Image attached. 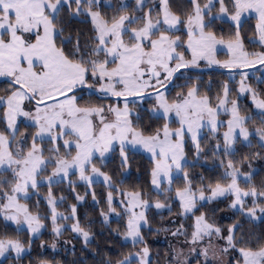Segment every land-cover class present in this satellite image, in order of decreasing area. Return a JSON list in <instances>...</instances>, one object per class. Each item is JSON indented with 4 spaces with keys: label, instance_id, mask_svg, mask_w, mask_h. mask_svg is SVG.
<instances>
[{
    "label": "snow or ice",
    "instance_id": "1",
    "mask_svg": "<svg viewBox=\"0 0 264 264\" xmlns=\"http://www.w3.org/2000/svg\"><path fill=\"white\" fill-rule=\"evenodd\" d=\"M0 78V264H264V0H0Z\"/></svg>",
    "mask_w": 264,
    "mask_h": 264
},
{
    "label": "trees",
    "instance_id": "2",
    "mask_svg": "<svg viewBox=\"0 0 264 264\" xmlns=\"http://www.w3.org/2000/svg\"><path fill=\"white\" fill-rule=\"evenodd\" d=\"M205 80H207L208 79V75L207 74H205ZM217 78H219V73H217ZM3 82V79L2 80H0V83H2ZM4 83V82H3ZM0 87H3V86H1V84H0ZM241 103L242 104H244L245 103V100H241ZM136 159L138 160V161H141L142 162V164H144V165H146L147 164V160L146 159H143L141 156H139V155H137L136 156ZM135 171H136V169L134 168L133 169V173H135ZM96 189H97V191H101L102 190V185L100 184V183H98V184H96ZM59 194V193H58ZM89 200H90V197H89ZM88 210H90V209H88ZM85 211V209L84 208H81V213H83ZM165 215V217L167 218V213H165L164 214ZM153 222H154V226L157 224V223H159V216H154L153 217ZM222 222H225L226 223V221H222ZM116 226V224H115V222H113L112 223V227H115ZM95 228H96V230L97 231H99V229H100V225L99 224H96L95 225ZM164 234H161L158 238L157 237H152V236H149L148 238H149V240L152 242V249H153V251L155 252L157 249H159V251L161 252V254H163L164 252H165V250H166V248H167V246H166V244H164L162 241H161V238H162V236H163ZM70 236H71V234L69 233V232H66L65 233V238H70ZM42 239H45V240H51V237L47 234V233H45L44 235H43V237H41ZM40 243V240L39 239H37L36 240V244L38 245ZM76 247H77V250H79V248H80V244L77 242V244H76ZM70 260L72 259V257H68ZM89 264H90V262H89Z\"/></svg>",
    "mask_w": 264,
    "mask_h": 264
},
{
    "label": "rangeland",
    "instance_id": "3",
    "mask_svg": "<svg viewBox=\"0 0 264 264\" xmlns=\"http://www.w3.org/2000/svg\"><path fill=\"white\" fill-rule=\"evenodd\" d=\"M220 55L223 56V52H221ZM0 84H1V86H4V83H3V82L0 83ZM245 103H246V101H245ZM44 191H46V188H45V189H42V192H44ZM32 199L35 200V196H33ZM62 210H63V209H62ZM161 241H162L164 244H166V246L168 245V241H167L165 235L162 236Z\"/></svg>",
    "mask_w": 264,
    "mask_h": 264
},
{
    "label": "water",
    "instance_id": "4",
    "mask_svg": "<svg viewBox=\"0 0 264 264\" xmlns=\"http://www.w3.org/2000/svg\"><path fill=\"white\" fill-rule=\"evenodd\" d=\"M3 78H0V80H2Z\"/></svg>",
    "mask_w": 264,
    "mask_h": 264
}]
</instances>
